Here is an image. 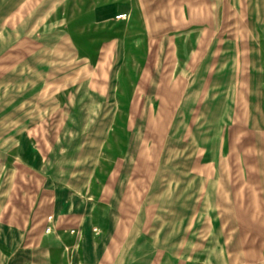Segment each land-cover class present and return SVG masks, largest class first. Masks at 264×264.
Instances as JSON below:
<instances>
[{"label": "rangeland", "instance_id": "obj_1", "mask_svg": "<svg viewBox=\"0 0 264 264\" xmlns=\"http://www.w3.org/2000/svg\"><path fill=\"white\" fill-rule=\"evenodd\" d=\"M169 4L0 0L3 238L74 180L137 230L133 258L100 264H264V14L206 38L155 22ZM47 216L45 264H88L57 255Z\"/></svg>", "mask_w": 264, "mask_h": 264}, {"label": "crops", "instance_id": "obj_2", "mask_svg": "<svg viewBox=\"0 0 264 264\" xmlns=\"http://www.w3.org/2000/svg\"><path fill=\"white\" fill-rule=\"evenodd\" d=\"M168 1L170 4L167 10L163 9L166 12L165 19L154 18V21L165 22L167 19L173 30L180 33L190 30L187 32L192 33L191 36L199 33L201 37L204 34L203 37L206 38L226 37L222 26H219L223 23L225 14L233 17L228 20L230 23H250L252 27L248 28L251 33L258 32L257 24L263 21L261 14H264V10H257V8H264V0H173L174 3L171 2L172 0ZM225 5L231 9L224 11ZM245 6L249 7L248 11H245ZM232 31L236 34H230L227 37H241L238 28H233ZM186 180L185 178L184 181ZM70 183H74V180H70L66 188L58 190L53 197L46 194L43 196V201H40L31 214L32 228L24 239H17V231L14 227L6 229L9 236L3 238L5 231L2 232V230L5 229L0 226V264H45L48 262L49 246L46 245L41 232V225L49 212L53 213L55 218L51 216L49 220L47 216L45 227L49 224L56 227L60 237L55 244L56 253L63 257L64 261L76 262L73 254L75 248L82 249L87 256L84 261L88 264L109 262L107 252L117 247L122 250L120 254L122 262L134 257L129 254L131 253L129 249L134 246L137 230L135 227H129L127 214L113 206L115 203L113 199L117 198L114 196L107 206L97 208L95 199L85 201L80 191L74 187L71 188ZM120 193L121 191L115 190L113 195H120ZM2 199L4 197L0 196V215ZM12 209V215L15 216V205ZM94 228H97V231ZM99 231L100 234H97ZM8 253H14L11 262L6 260Z\"/></svg>", "mask_w": 264, "mask_h": 264}, {"label": "built area", "instance_id": "obj_3", "mask_svg": "<svg viewBox=\"0 0 264 264\" xmlns=\"http://www.w3.org/2000/svg\"><path fill=\"white\" fill-rule=\"evenodd\" d=\"M124 15H125V14H118L116 17H117V18H122V17H124ZM48 219L51 220V216H49ZM51 230H52V225H50V224L47 225L46 228H45V231H46L47 233H49ZM71 232H73V230H72Z\"/></svg>", "mask_w": 264, "mask_h": 264}]
</instances>
